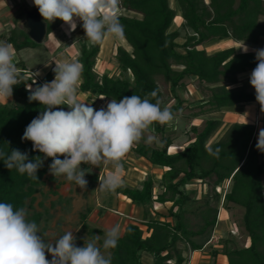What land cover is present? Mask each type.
I'll list each match as a JSON object with an SVG mask.
<instances>
[{"label": "trees", "instance_id": "obj_1", "mask_svg": "<svg viewBox=\"0 0 264 264\" xmlns=\"http://www.w3.org/2000/svg\"><path fill=\"white\" fill-rule=\"evenodd\" d=\"M173 2L181 19L180 28L190 32L182 44L176 43L178 30L169 32L177 16L170 0H121L119 19L129 51L116 47L113 56L118 69L116 77L94 73L100 44L90 46L85 33L77 37L75 61L83 65L78 92L88 100L94 97L119 100L135 94L148 96L155 103L162 99L160 81L174 102L170 107L175 118L180 116L179 111L188 108L189 113L184 116L187 123L221 109L255 102V93L247 89L253 87L240 82L238 77L256 67V52L239 53L234 48L208 51L207 47L227 39L256 46L264 38V23H261L264 0ZM22 18L20 8L16 21ZM44 22L47 36L63 23L59 19ZM0 41L12 44L16 52L39 47L15 29L1 35ZM16 66L20 82L13 87L10 103L0 105V149L6 152L19 149L27 152L30 160L38 155L43 158L42 153L33 151L31 141L22 140L27 125L43 111L39 102H29L27 85L34 89L52 81L55 73L51 70L33 83L22 63ZM191 78H195L202 94L208 93L195 108H189L190 103L177 95V89ZM153 91H157V97L149 95ZM59 107L68 110L67 106ZM219 126L217 120H206L201 130L191 126L193 139L180 152L169 154L173 140L164 135L166 125L155 124L149 132L159 138V145L142 139L131 149L137 159L165 171L156 188L152 177L147 176L138 188L122 184L110 192L142 208L146 228L142 231L129 225L125 229L117 247L107 251L112 264H187L191 253L201 251L210 254L211 264L218 255L224 256L227 264H264V151L257 148L255 126L244 122L234 123L221 139L207 145ZM51 162V158L45 159L37 172L38 180H32L16 169L10 171L0 160V202L31 209ZM81 167L88 170L85 164ZM85 178L87 190L93 189L97 175L87 173ZM195 183L199 184V190L186 189ZM225 183L229 187L221 198L217 189ZM219 202L224 211L232 207L242 209L246 246L237 247L231 238L223 240L221 248L209 244L218 222ZM158 205H169L166 213L155 211ZM89 213L90 209H86L81 215L82 227L89 230L92 238L103 235L85 224ZM31 218L36 222L39 215Z\"/></svg>", "mask_w": 264, "mask_h": 264}, {"label": "clouds", "instance_id": "obj_2", "mask_svg": "<svg viewBox=\"0 0 264 264\" xmlns=\"http://www.w3.org/2000/svg\"><path fill=\"white\" fill-rule=\"evenodd\" d=\"M33 3L48 23L59 19L69 25L70 31H75L77 20L82 22L84 37L90 46L103 43L106 37L114 41L125 39L118 13L121 0H33ZM239 49L249 51L244 42ZM255 52L258 63L251 72L250 84L264 112V48ZM16 56L12 44L0 41L2 99H9L13 87L20 82L14 62ZM54 61L52 81L34 89L27 85L29 102H39L43 111L27 125L22 140L31 141L33 151L42 153L43 158L38 155L30 160L28 153L19 149L10 152L0 149V160L10 171L16 169L21 175L38 180V170L45 159L51 158L50 174L55 178L64 176L81 190H87L85 177L90 172L82 164L111 166L114 171L100 180L98 189L114 192L123 183L120 173L124 157L155 124H170L175 113L170 106L162 107L159 99L153 103L148 96L135 94L119 100L112 98L106 107L97 110L91 103L78 99L83 65L67 58ZM149 95L157 97V91ZM59 106H67L68 110ZM257 148L264 151V129L259 132ZM27 216L25 207L14 208L11 203L0 202V264H112L111 256L105 253L118 245L119 224L105 231L102 245L100 235H95L92 240L85 239L80 247L72 231L59 236L54 243L47 242L37 223L29 221Z\"/></svg>", "mask_w": 264, "mask_h": 264}, {"label": "crops", "instance_id": "obj_3", "mask_svg": "<svg viewBox=\"0 0 264 264\" xmlns=\"http://www.w3.org/2000/svg\"><path fill=\"white\" fill-rule=\"evenodd\" d=\"M170 2L174 4L173 0H170ZM32 7H34L33 0H0V36L7 35L14 29L19 30L20 22L22 19L16 21V18L18 16V12L20 11V8L21 10H23L24 8H32ZM118 13H121V11L118 10ZM177 16H179V14H177ZM79 26H82V22L77 20V27L75 30H77ZM72 33L73 31H70L69 25H66L63 22L61 26L56 28L47 36L45 42L42 44V50L40 48L37 49L34 48V49H22L16 52L17 56L14 60L15 64L21 62L23 69L26 71V73L31 74L28 72V67H26L25 61H27V59L22 57L21 60V58L18 57V53L27 50L43 51L46 54V56H48V59L46 60L43 59V61L41 60L35 62V66L37 67L36 73L39 74L35 76L31 74L33 76V79H35V81H40L48 72L53 70V68L55 67L54 60L64 59V58L75 60L78 54L76 50L77 42H70L68 46L63 47L62 49L60 48L63 45V43L67 40V37L68 38L71 37ZM106 40L108 41V46L105 53L101 55L102 46ZM241 45L242 43H234L231 40L227 39L211 44L208 47L215 48V51L234 48L239 53H245L241 49H239ZM116 47H121L124 50L129 51V49H126L125 46L120 43V41H114L110 37H106L103 43H100L98 55L96 57L95 66L93 69L94 73L97 76H102L103 74H106L110 77H116L118 75L117 65L113 61V56L115 54ZM248 48H249L248 52L264 48V38L260 39V41L256 46L248 47ZM250 75L251 72L242 74L238 77V80L240 82L250 84ZM190 81H195V78H191ZM178 89H183V88L181 87ZM247 89L250 91L252 90L255 93L254 88L249 89L248 87ZM78 99L81 102L91 103V106L97 110L100 109L101 107H106L109 101L106 99L95 98V97L92 100H88L86 95L80 92H78ZM10 101H11V97L9 99L0 98V105L8 104ZM200 101H201V97L198 98V101L192 102L190 104L199 105ZM196 120H203V123L206 120H217L220 122V126L218 130L212 135L215 142L221 139L225 135L227 130L234 123L237 122L253 124L255 126L257 137L259 136L260 130L264 129V112H261V106L257 101L242 106H235L232 108L221 109L217 113L195 118L194 120L186 124H188L190 127L195 126L193 125V122ZM175 121H177V118H175L171 123H174ZM182 149H183L182 147L179 148L177 146L171 145L168 149V153L174 154L180 152ZM122 164H123V168L120 173L123 181L122 184L130 188H137L138 185L147 176L152 177L154 187L156 188L157 184L161 179L162 173L165 171L164 169H160L158 167H153L149 165L147 162H145L142 159H137V158L135 159L134 154L132 153L131 150L124 157ZM87 166H88V171H90L89 173H93L98 177L97 184L95 186L97 190L100 184V180L104 179L109 173L114 171V169L111 166H104V165H101L100 167L97 166L91 167V165H87ZM150 172L154 173V175L151 174ZM168 207L169 205H165V206L158 205L154 208V210L164 214L166 213ZM89 208H90V213H89L88 221L93 222L94 225L92 226H95V228L101 230L103 234L105 233L106 230H108L110 227L116 224L120 225L121 237L125 229L129 225L138 226L139 229H141L142 231H145L146 229L145 226H143L145 220L143 209L132 205L128 200H126L121 196H117L114 194L110 196L107 195L105 203L103 202L99 204V202L98 203L96 202L94 203V205H89ZM209 244L215 248H219V246L213 245L212 241H210ZM214 261H215L214 264H227L226 258L222 255H218ZM187 264H211L210 254L206 251L193 252L188 256Z\"/></svg>", "mask_w": 264, "mask_h": 264}, {"label": "rangeland", "instance_id": "obj_4", "mask_svg": "<svg viewBox=\"0 0 264 264\" xmlns=\"http://www.w3.org/2000/svg\"><path fill=\"white\" fill-rule=\"evenodd\" d=\"M171 3L172 2H170V7L174 8L176 13L179 14L177 7L173 3ZM176 18L178 20L175 23L173 22L169 32L178 30L179 37L176 39V43L182 44L185 36L187 34H190V32L186 29L180 28L181 19L179 18V16H177ZM261 23H264V18L261 19ZM82 34H84V29L82 26H79L77 30L73 31L71 37H67V40L65 37L66 41L64 40L65 42L60 48L62 49L63 47L68 46L70 42H74L76 38L80 35L82 36ZM120 43L124 45L126 49H129L124 40H121ZM104 44L105 47L108 46V41L106 40ZM78 45L79 44L76 43V47H78ZM37 46H39L37 48H40L42 50V45ZM207 49L208 51H215V48L207 47ZM41 50H27L18 53V57H20L21 60L22 57L27 59V61H25L26 67H28V72L31 74L37 72L35 62L41 60L43 61V59H48V56H46V54ZM101 55H103L102 52ZM31 74L28 75L33 77ZM159 86L162 91L161 103L170 106L174 102L171 98H169L168 88L160 81ZM182 88L183 89H177V95L181 100L187 101L189 103L198 101L199 97H201L202 100L203 96H208V93L202 94L196 82L190 81V79L184 82ZM196 106V104H190L189 108H195ZM188 113V108H183L181 111H179L180 116L177 117V121H175L174 123L170 122V124L166 125V127L164 128L165 137L171 138L173 140L172 145L177 146L179 148H184L188 144V142L194 137L193 134L189 132L190 126L186 124L187 122L184 118V116ZM193 125L198 127V130H201L203 126V120H196L193 122ZM148 136H151L152 139L148 140ZM144 139L149 143L159 145V138L155 137L150 132L145 133ZM255 139L258 141L257 133L255 135ZM214 142V138L211 137L207 145H211ZM134 158L136 159L135 156ZM150 173L154 175V173ZM228 187L229 183H225L224 185L218 187L217 191L218 193H220L221 198L225 191L228 190ZM186 189L199 190L200 186L199 184L195 183L191 186H187ZM107 195L110 196L112 195V193L101 192L99 189L97 190L96 187L90 190H81L74 182L68 181L64 176L55 178L49 172L45 177L43 186L39 189V193L35 196V202L32 204V208L27 209V219L29 221H33L34 218L31 217L33 215H39V218H37L36 223L39 226L40 234L47 242L54 243L55 240L59 238V236L63 235L68 231H72L76 236L77 246L82 247L84 245L85 239L87 241L92 240L93 238L89 234V230L82 227L80 222L81 215L86 212V209H90L89 205H94V203L96 202H99V204L103 202L105 203ZM217 206L219 209V214L217 218L219 222H217V226L215 228L216 233H214V237L211 240L212 244L221 248V242L223 240L231 238L233 239L237 247L246 246L248 241L246 234L244 233L241 226V218L243 213L242 209L232 207L231 210L224 211L221 209L220 202ZM88 217L89 215L87 216V219L85 221L87 227L90 229L98 230L97 228H95V226H92L94 225L93 222L88 221ZM231 234H233L234 236H232ZM100 237L101 240L99 241V244L102 245L104 234ZM229 247H232V245H229ZM101 250L104 251L103 249ZM105 254L109 255L108 252H106ZM47 258L50 260L51 256L48 255Z\"/></svg>", "mask_w": 264, "mask_h": 264}, {"label": "water", "instance_id": "obj_5", "mask_svg": "<svg viewBox=\"0 0 264 264\" xmlns=\"http://www.w3.org/2000/svg\"><path fill=\"white\" fill-rule=\"evenodd\" d=\"M23 18L20 22L19 30L36 45H42L47 38V26L39 14L36 6L24 8Z\"/></svg>", "mask_w": 264, "mask_h": 264}, {"label": "bare ground", "instance_id": "obj_6", "mask_svg": "<svg viewBox=\"0 0 264 264\" xmlns=\"http://www.w3.org/2000/svg\"><path fill=\"white\" fill-rule=\"evenodd\" d=\"M177 20H178V19L175 18L173 22L175 23V22H177ZM106 49H107V46L105 47V44H104V45L102 46V51H101V52L104 53V52L106 51Z\"/></svg>", "mask_w": 264, "mask_h": 264}]
</instances>
